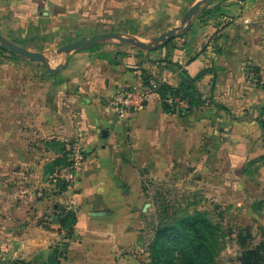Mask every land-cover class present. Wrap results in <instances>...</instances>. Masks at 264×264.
<instances>
[{"label":"crops","instance_id":"crops-1","mask_svg":"<svg viewBox=\"0 0 264 264\" xmlns=\"http://www.w3.org/2000/svg\"><path fill=\"white\" fill-rule=\"evenodd\" d=\"M3 1L2 9L21 19L24 33L57 16L54 9L67 2ZM240 2L251 23L253 18L264 17V0ZM74 25L75 30L82 28ZM209 29L198 28L196 34L192 29L186 38L176 37L150 52L121 48L113 56L74 54L54 73L27 59L25 72L8 75V83L21 82L8 90L11 97L20 98V110L12 100L8 103V238L18 239L27 255L36 251V256H46L51 243L66 236L68 251L62 264H143L140 253L145 222L140 212L145 192L140 178L184 176L180 188L192 192L204 181L206 170L215 174L213 161L218 156L212 147L250 142L257 123L232 121L220 103H212L224 92L233 91L210 87L209 72L197 88L211 103L194 106L187 115L165 111L157 92L128 120H118L108 105V99L121 87L146 85L162 77L177 86L182 70L195 76L208 68L206 51L198 45ZM232 71L236 75V67ZM143 75L149 76L146 82ZM227 107L238 111L232 103ZM75 141L83 147L82 169L77 181L60 194L46 180V163L56 161L61 149ZM237 157L235 152L226 156L233 162ZM247 157L243 158L244 170L234 172L233 183L230 178L224 191L232 203L244 205V224L251 236L243 250L264 242V165L258 170L248 168L253 156ZM203 160L212 161V165L203 164ZM67 213L75 217L70 236L60 224ZM233 250L241 255V248Z\"/></svg>","mask_w":264,"mask_h":264},{"label":"rangeland","instance_id":"rangeland-1","mask_svg":"<svg viewBox=\"0 0 264 264\" xmlns=\"http://www.w3.org/2000/svg\"><path fill=\"white\" fill-rule=\"evenodd\" d=\"M197 1L199 0H67L61 7L54 9L53 13L58 14L57 16L50 17L49 21H41L39 27L24 33L21 19L15 14L8 15V10L2 9L5 1L0 0V33L19 41L31 51L41 50V53L50 59V67H55L64 64L66 58L74 54L113 56L121 48L141 50L110 38L77 51L57 52L67 43L107 32L122 33L129 39L152 44L155 37L161 33L180 26L184 15ZM243 7L240 0H207L171 40L180 39L183 35L186 38L187 31L195 30L196 34L198 28H210V33H203L202 41L198 45L201 51H206L204 56L209 60L207 63H210L208 68L203 70L212 75L210 87L233 91L231 94L224 92V96L216 97L212 103H220L218 106L232 121L256 122L257 133L253 132L250 142L245 145L232 143L229 146H210V150L215 149L214 152L218 156V159L213 161L215 174L211 176L206 170L204 181L202 180V184L195 191L181 190L180 181L184 176L179 178L145 175L140 178L141 187L145 192L144 207L140 212L145 222L140 253L143 264L151 262L150 248L158 225L174 222L197 212L203 213L209 224L204 233L215 244L217 263L241 264L240 255L233 249L238 247L242 249L240 254L243 252L251 230L244 224V205L232 203L228 193L224 194V191L229 188L230 178L233 183L234 172L240 173L244 170V157L248 158L250 154L253 156L251 161H248V168L253 166L254 170H258L264 165V129L258 122L259 118L264 119V17L253 18L251 23L250 17L241 11ZM74 24H79L82 28L75 30ZM64 27L65 29L60 30ZM20 33L23 34L22 37ZM191 38H194V34ZM162 46L163 43L153 50ZM8 55V51L0 50V264H62L61 261L66 259L68 251L66 236L51 243L46 256H36V251H33L34 255H27V250L18 239L8 238L9 101L12 100L17 110H20V98L11 97L8 90L21 83L19 80L8 83V75L25 72L24 62L27 60L19 55ZM232 67H236V75H233ZM197 85L198 82L195 83L198 92ZM199 102L201 104L198 106L201 107L211 103L201 96ZM230 103L236 105L238 111L227 109ZM192 110L193 107L180 113V116L187 115ZM16 112L19 114V111ZM205 148V151H210L208 146ZM64 150L65 147L61 149L57 161L46 163V180L55 185L60 194L74 184L67 185V182L54 176L55 170L65 163ZM232 152L238 156L235 162L226 158ZM203 164L212 165V161L203 160ZM241 197L245 202L243 196ZM178 250L175 249L176 252Z\"/></svg>","mask_w":264,"mask_h":264},{"label":"trees","instance_id":"trees-1","mask_svg":"<svg viewBox=\"0 0 264 264\" xmlns=\"http://www.w3.org/2000/svg\"><path fill=\"white\" fill-rule=\"evenodd\" d=\"M13 42L21 45L19 41L13 40ZM0 50L3 52L1 47ZM37 51L41 52V50ZM8 53L10 56H16V54ZM205 73V70H201L197 75L190 76L185 70H182L180 72V82L177 86L160 84L156 92L160 96L164 110L175 112L164 102L167 95L181 96L188 101L187 109L175 112L179 115L189 111L194 105H200V96L195 89V83ZM143 77L145 82L149 78V76L144 75ZM145 84H148V81ZM258 122L264 129V119L259 118ZM74 222L75 217L71 213L63 214L61 217L60 224L63 229L67 230V236H70L71 226ZM208 228L209 224L203 217V213L200 212L192 216L181 217L174 222L158 225L150 248V264H218L215 259V244L204 233V230ZM175 249L179 250L176 252ZM239 260L241 264H264V242L261 241L258 245L243 250Z\"/></svg>","mask_w":264,"mask_h":264},{"label":"built area","instance_id":"built-area-1","mask_svg":"<svg viewBox=\"0 0 264 264\" xmlns=\"http://www.w3.org/2000/svg\"><path fill=\"white\" fill-rule=\"evenodd\" d=\"M160 84H167V78L162 77L157 81L149 80L146 85L121 87L108 99V105L118 120H128L144 107L149 95L156 92ZM164 102L175 112L188 108V101L181 96L167 95ZM64 154L65 163L55 170L54 176L70 185L77 181L82 169L84 161L82 144L78 141L66 144ZM68 203H71L70 200Z\"/></svg>","mask_w":264,"mask_h":264},{"label":"water","instance_id":"water-1","mask_svg":"<svg viewBox=\"0 0 264 264\" xmlns=\"http://www.w3.org/2000/svg\"><path fill=\"white\" fill-rule=\"evenodd\" d=\"M207 0H199L195 4H193L187 13L184 15L183 19L181 20L180 26L171 28L170 30L161 33L159 36L155 37L154 42L152 44H144L137 40H132L127 38L124 34L118 33V32H107L99 35H93L90 38H80L73 42L67 43L63 46H61L57 52L58 53H69L73 51H77L80 49L88 48L100 41L115 38L121 41L122 43L131 44L135 47H138L142 50H152L155 47H158L161 43H166L169 40H171L177 32L185 26L191 18L198 13L200 6L205 3ZM0 47L4 51H8L13 54H17L23 58H26L31 61H36L41 63L49 72H56L61 67H64L66 65V62L62 65H58L56 67H50L49 59L41 52L38 51H31L30 49L21 47L17 45L16 43L9 40L7 37H5L3 34L0 33ZM67 61V58H66Z\"/></svg>","mask_w":264,"mask_h":264}]
</instances>
